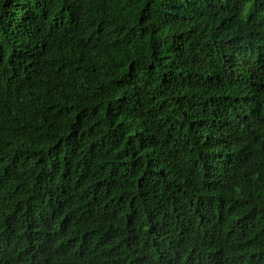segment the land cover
<instances>
[{"label":"trees","instance_id":"obj_1","mask_svg":"<svg viewBox=\"0 0 264 264\" xmlns=\"http://www.w3.org/2000/svg\"><path fill=\"white\" fill-rule=\"evenodd\" d=\"M0 264H264V0H0Z\"/></svg>","mask_w":264,"mask_h":264}]
</instances>
